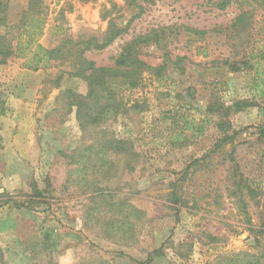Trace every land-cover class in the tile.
Here are the masks:
<instances>
[{
	"label": "rangeland",
	"instance_id": "obj_1",
	"mask_svg": "<svg viewBox=\"0 0 264 264\" xmlns=\"http://www.w3.org/2000/svg\"><path fill=\"white\" fill-rule=\"evenodd\" d=\"M43 1L40 43L49 49L64 37L101 35L111 18L124 27L140 11L125 0ZM222 1L142 2L127 35L85 57L113 67L126 44L156 32L161 43L143 45L139 58L165 64V77L158 82L149 71L137 88L113 78L109 103L96 106L89 82L69 75L68 63L38 71L16 58L0 64L25 70L29 105L16 173L7 178L0 168V264H206L256 250L250 229L264 228V96L243 64L264 62V5H255L238 38L242 7L230 0L221 10ZM27 5L10 0L8 23ZM201 118L209 122L200 138L189 131L174 141L186 121ZM116 142L126 151H115ZM10 198L24 207L5 205Z\"/></svg>",
	"mask_w": 264,
	"mask_h": 264
},
{
	"label": "trees",
	"instance_id": "obj_2",
	"mask_svg": "<svg viewBox=\"0 0 264 264\" xmlns=\"http://www.w3.org/2000/svg\"><path fill=\"white\" fill-rule=\"evenodd\" d=\"M158 1L160 0H125L129 10H140L137 16H134L126 26L120 27L117 18H111L108 28L103 34L78 39L64 37L57 47L49 49L40 43V37L47 26L44 1L28 0L27 10L20 21L16 24H9L6 13L10 0H0V64H5L9 59L16 58L25 61L24 67L28 70L38 71L49 67L52 63H68L71 67L69 75L89 82L90 97L94 99L96 106L101 105L104 100L109 103L111 92L108 91V81L113 78H124L132 88H137L144 73L149 71L154 73L158 82L164 79L165 64L160 65L158 68H152L139 58L140 48L150 43L159 45L161 43L160 36L156 32H152L133 39L123 47L113 67H97L85 55L88 52L104 51L127 35L133 20L143 14L141 3L146 2L148 5H154ZM229 1L223 0L218 4V7L224 10ZM237 3L242 7L243 12L238 16L233 25V30L240 38L243 31L249 28V22L252 23L255 5L263 6L264 0H238ZM2 28L3 32L1 31ZM194 33L200 38L208 32L195 31ZM224 65H228L233 72L241 71L240 64L227 61ZM243 69L255 71V89L260 92L261 96H264V62L258 60L254 63L248 59L243 64ZM105 92L108 94L106 98L103 96ZM109 107H111V104L102 106V112L107 111ZM98 117L93 116V120H98ZM208 122L206 118H201L199 121H186L183 130L179 131L174 141H183V134L189 131L191 132V138H200L204 134ZM261 134L264 136V130H261ZM229 138L231 137L229 136ZM114 150L123 153L126 151V144L116 142ZM8 204H12L16 209L24 207L13 198L5 202V205ZM242 206L245 207L246 205L243 204ZM248 223H251L249 218ZM250 231L256 235L255 251L219 254L216 259L206 264H264V240H260V237L264 236V228H251ZM0 257L3 259L2 253Z\"/></svg>",
	"mask_w": 264,
	"mask_h": 264
},
{
	"label": "crops",
	"instance_id": "obj_3",
	"mask_svg": "<svg viewBox=\"0 0 264 264\" xmlns=\"http://www.w3.org/2000/svg\"><path fill=\"white\" fill-rule=\"evenodd\" d=\"M25 73L12 62L0 65V168L7 178L16 173L14 159L24 150V116L29 106L24 97ZM6 179L3 183L8 188Z\"/></svg>",
	"mask_w": 264,
	"mask_h": 264
},
{
	"label": "built area",
	"instance_id": "obj_4",
	"mask_svg": "<svg viewBox=\"0 0 264 264\" xmlns=\"http://www.w3.org/2000/svg\"><path fill=\"white\" fill-rule=\"evenodd\" d=\"M0 91H2V86L0 85Z\"/></svg>",
	"mask_w": 264,
	"mask_h": 264
}]
</instances>
